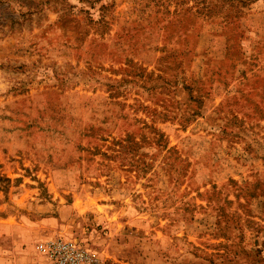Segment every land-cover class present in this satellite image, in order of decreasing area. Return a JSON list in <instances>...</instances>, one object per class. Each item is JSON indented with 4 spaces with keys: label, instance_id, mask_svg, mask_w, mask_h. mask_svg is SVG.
Here are the masks:
<instances>
[{
    "label": "rangeland",
    "instance_id": "374dc122",
    "mask_svg": "<svg viewBox=\"0 0 264 264\" xmlns=\"http://www.w3.org/2000/svg\"><path fill=\"white\" fill-rule=\"evenodd\" d=\"M264 264V0H0V264Z\"/></svg>",
    "mask_w": 264,
    "mask_h": 264
},
{
    "label": "built area",
    "instance_id": "2783aa9c",
    "mask_svg": "<svg viewBox=\"0 0 264 264\" xmlns=\"http://www.w3.org/2000/svg\"><path fill=\"white\" fill-rule=\"evenodd\" d=\"M47 264H95L96 258L78 239L57 236L36 244Z\"/></svg>",
    "mask_w": 264,
    "mask_h": 264
}]
</instances>
